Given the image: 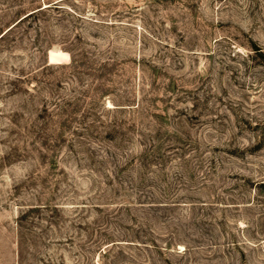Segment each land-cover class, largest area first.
<instances>
[{
	"label": "rangeland",
	"instance_id": "374dc122",
	"mask_svg": "<svg viewBox=\"0 0 264 264\" xmlns=\"http://www.w3.org/2000/svg\"><path fill=\"white\" fill-rule=\"evenodd\" d=\"M0 264H264V0H0Z\"/></svg>",
	"mask_w": 264,
	"mask_h": 264
},
{
	"label": "bare ground",
	"instance_id": "6f19581e",
	"mask_svg": "<svg viewBox=\"0 0 264 264\" xmlns=\"http://www.w3.org/2000/svg\"><path fill=\"white\" fill-rule=\"evenodd\" d=\"M61 55H62V52L60 51H54V50L51 51V54H50L51 61H58Z\"/></svg>",
	"mask_w": 264,
	"mask_h": 264
}]
</instances>
